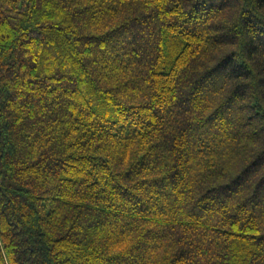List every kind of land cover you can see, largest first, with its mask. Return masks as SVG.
Segmentation results:
<instances>
[{
  "label": "trees",
  "instance_id": "trees-1",
  "mask_svg": "<svg viewBox=\"0 0 264 264\" xmlns=\"http://www.w3.org/2000/svg\"><path fill=\"white\" fill-rule=\"evenodd\" d=\"M0 264H264V0H0Z\"/></svg>",
  "mask_w": 264,
  "mask_h": 264
}]
</instances>
